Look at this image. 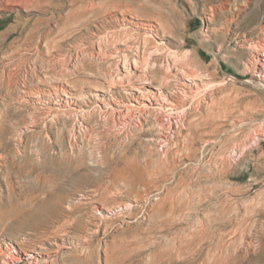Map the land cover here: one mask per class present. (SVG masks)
Returning <instances> with one entry per match:
<instances>
[{"label":"rangeland","instance_id":"obj_1","mask_svg":"<svg viewBox=\"0 0 264 264\" xmlns=\"http://www.w3.org/2000/svg\"><path fill=\"white\" fill-rule=\"evenodd\" d=\"M263 60L264 0H0V264H264Z\"/></svg>","mask_w":264,"mask_h":264},{"label":"bare ground","instance_id":"obj_2","mask_svg":"<svg viewBox=\"0 0 264 264\" xmlns=\"http://www.w3.org/2000/svg\"><path fill=\"white\" fill-rule=\"evenodd\" d=\"M124 61H125V60H124ZM257 61H258V60H257ZM262 62H264V60H263ZM262 62L259 63V64L262 65ZM253 64H254V63H253ZM254 67H255V66H254ZM0 162H1V161H0ZM4 163H5V161H4ZM0 167H1V163H0ZM3 167H4V166H3ZM5 167H6V163H5ZM1 170H2V169H1ZM6 178H7V177H6ZM6 178H5V180H6ZM8 178H9V177H8ZM8 178H7V180L5 181V184H6L7 187H10V185H12V184H11V182H10L11 180H9ZM11 188H12V187H11ZM7 189L9 190V188H7ZM20 248H21V247H20ZM6 250H7V253H10L11 248L7 247ZM21 250H22V248H21ZM24 250H25V249H24ZM1 251H2V250H1ZM0 253H1V252H0ZM23 253H25V255H28V253L25 252V251H24ZM29 262H30V261H29ZM33 262H34V261H33Z\"/></svg>","mask_w":264,"mask_h":264}]
</instances>
